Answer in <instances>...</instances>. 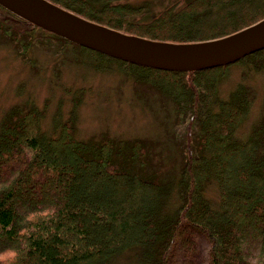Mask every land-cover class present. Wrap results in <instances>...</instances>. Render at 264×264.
I'll use <instances>...</instances> for the list:
<instances>
[{
	"label": "trees",
	"instance_id": "obj_1",
	"mask_svg": "<svg viewBox=\"0 0 264 264\" xmlns=\"http://www.w3.org/2000/svg\"><path fill=\"white\" fill-rule=\"evenodd\" d=\"M50 1L121 31L168 41L218 37L264 16V0H184L153 13L146 3ZM0 37L22 58L29 47L54 38L98 62H116L188 117L178 160L164 176L144 138L78 137L79 97L65 117L54 112L49 128L42 125L45 105H11L0 117V264H173L185 226L206 237V264H264V102L239 133L250 86L239 80L219 93L234 64L264 71V48L225 65L163 70L78 45L2 6Z\"/></svg>",
	"mask_w": 264,
	"mask_h": 264
},
{
	"label": "rangeland",
	"instance_id": "obj_2",
	"mask_svg": "<svg viewBox=\"0 0 264 264\" xmlns=\"http://www.w3.org/2000/svg\"><path fill=\"white\" fill-rule=\"evenodd\" d=\"M129 4H148L152 13L162 6L184 0H120ZM80 49L47 39L27 49L22 58L16 48L0 37V117L13 104L33 101L45 105L43 127L50 126L55 111L62 117L76 105V135L80 138L105 132L118 137L144 138L151 149L150 158L164 176H169L178 160L186 114L177 115L168 97L119 69L116 62H98ZM94 64H103L95 67ZM246 66H230L220 82L219 93L225 95L239 80L248 84L252 99L248 114L238 128L248 130L259 116L264 102V71ZM176 156V158H175ZM175 247L173 264H206V237L193 227L185 226Z\"/></svg>",
	"mask_w": 264,
	"mask_h": 264
},
{
	"label": "water",
	"instance_id": "obj_3",
	"mask_svg": "<svg viewBox=\"0 0 264 264\" xmlns=\"http://www.w3.org/2000/svg\"><path fill=\"white\" fill-rule=\"evenodd\" d=\"M0 6L78 45L130 63L163 70L194 71L225 65L264 48V16L218 37L168 41L121 31L50 0H0Z\"/></svg>",
	"mask_w": 264,
	"mask_h": 264
}]
</instances>
